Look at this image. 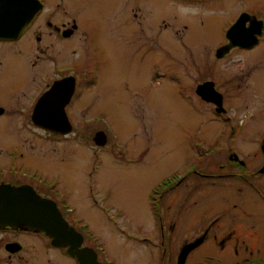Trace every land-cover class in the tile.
Masks as SVG:
<instances>
[{"label": "flooded vegetation", "instance_id": "obj_1", "mask_svg": "<svg viewBox=\"0 0 264 264\" xmlns=\"http://www.w3.org/2000/svg\"><path fill=\"white\" fill-rule=\"evenodd\" d=\"M214 4L228 6L233 14L224 42L215 50L216 62L199 71L201 67L194 66L198 69L193 70L186 61L178 72L186 79L192 75L196 82L189 91L187 83L180 87L182 100L188 102L187 111H204L210 116L205 120L215 125L205 129L206 133L197 129L198 135L182 146L180 166L141 191L150 226H145L144 219L141 226L138 208L132 205L130 212L119 204L106 189L104 178L96 177L101 167L113 164L97 154L104 146L96 145L95 155L78 158L79 167L85 168L78 178L66 176V160L75 157L68 152L66 156L65 149L50 162L28 156V135L37 142L58 146L68 141L76 127L87 130L85 119L91 100L80 98L104 95L109 86L104 76L122 65L126 51L148 56L156 45L167 51L168 45L156 40L155 29L173 33L181 26L174 35L182 41L190 30L181 19L182 11L189 9L198 18L203 10L197 9ZM161 6L163 16L156 15ZM237 23L239 33L229 38ZM232 43L228 53L217 57L219 49ZM181 45L188 49L186 42ZM101 48L106 60L114 61L113 69L104 65L100 71L97 54ZM256 52L259 61L255 65H262L264 71V7H252L246 0H0V93L10 95L9 103L0 101V190L29 186L55 202L63 222L74 230L78 251L87 264H139V258L134 261L129 252L140 243L148 249L144 264H264V135L260 139L248 136L264 132V90L259 95L246 94L257 84L264 89V72L253 68L246 75L244 91L233 92V74L243 66L247 68V60L251 62L249 58ZM242 53L247 60H236ZM224 60L226 66L220 67ZM169 64L159 67L158 72L170 79L177 71L172 62ZM150 72L149 85L153 87L155 63ZM251 73L257 76L252 88ZM228 74L225 88L221 78ZM57 82L65 88L74 84L73 96L65 106L73 127L68 135L46 130L34 120L39 110L59 114L55 100L43 102ZM209 82L219 94L215 96L217 102L197 93ZM117 84H113L112 92L116 93ZM6 140L11 143L5 145ZM112 147L121 158L119 165L151 168L152 146L148 142L133 150L122 141ZM201 181L216 187L212 203L197 202ZM141 228L147 229L149 239H139ZM186 249L182 262L180 257ZM0 264L81 261L69 245L56 243L45 232L0 221Z\"/></svg>", "mask_w": 264, "mask_h": 264}, {"label": "rangeland", "instance_id": "obj_2", "mask_svg": "<svg viewBox=\"0 0 264 264\" xmlns=\"http://www.w3.org/2000/svg\"><path fill=\"white\" fill-rule=\"evenodd\" d=\"M246 2L252 7H264V0H246ZM197 10H203L198 18L194 17L191 12L189 13V9L181 13V19L190 28L187 34L183 36L182 41L176 39L174 35L181 26L173 29V33L168 31L160 33L156 28V40L163 41L164 45H168V50L163 51V48L159 49L156 45L154 52L148 56L141 51H126L122 65L117 66L116 70L113 69L114 66L112 65L114 61L109 63L105 58V50H109L108 47L101 43V46L106 47V49L103 51V48H101L97 54L100 71L103 72L104 65L113 70L104 76L109 80L108 90H104V95H84L80 98L86 100L90 98L91 100L87 119H85L87 130H80L79 127H76L74 132L67 138L68 141L60 143L58 146L37 142L35 138L28 135V156L42 158L46 162H50L52 161L51 158L64 154L63 150L65 149L66 156L69 153L70 156L75 157L66 160L68 163L65 165L64 171L67 173V178L82 177L85 168L79 167L78 158L84 157V155H95V135L100 130L105 131L108 137L107 145L103 149L97 150V154L105 157L113 164L110 165L109 163V165L101 167L96 177L104 178L106 189L108 188L113 193V199L118 198L119 204L129 208L130 212L133 210L132 205L138 208L141 226L143 225V219L145 226H150L141 191L149 188L154 183L157 184L180 166L178 157L182 154V146L187 140H192L195 133L198 135L197 129L203 128V133H206L205 129L215 125L205 120L210 116L207 117L204 111L202 112L196 108L187 111L186 103L188 102L182 100L183 98L179 93L181 92L180 87L183 86L182 84L187 83L189 91L191 84L194 85L196 82L192 80V75L187 79L180 77L178 71L181 69L180 65L186 63V61L189 62L188 65L190 68L192 66L193 70L196 68L194 66L201 67L199 71L203 69V66L216 62L215 50L220 43L224 42V32L229 25V21L233 18V14L228 6L218 4L210 5L208 9L199 8ZM163 12L161 6L156 15H162ZM184 21L178 22L184 24ZM182 42H186L187 50H185V46L181 45ZM244 55V53L237 55L235 59L239 61L247 60L246 55ZM251 55L254 56L249 58L251 62L247 60L248 67L243 66L240 72L233 74L235 76L233 78L235 81L233 92L241 93L244 91L246 75H249L253 68H258L264 72L262 65H255L259 61L258 52ZM251 55H247V57ZM169 62H172L173 69L177 71L173 73L172 77L170 76V79L169 76L167 78L161 72H158L159 67L171 65ZM154 63L157 66V72L152 87L149 85V77L152 75L150 68ZM225 66L226 61L224 60L221 62L220 67ZM188 72L192 73V70ZM229 75L225 76L224 79L221 78L225 88L228 87ZM197 76L199 75L196 74ZM256 77L252 76L251 73V88L256 82L254 79ZM115 83H118L115 85L117 88L116 93L112 92V86ZM251 90H248L246 94L259 95L264 89L261 84H257L256 88H253V91ZM0 101L9 103L10 95L0 93ZM189 106H191L190 103ZM202 109L203 107H201ZM263 135L264 132L256 136L254 134L252 136L250 133L248 136L250 139H260ZM31 140L34 141L31 142ZM116 141L126 143L131 150L140 147L144 142H148L152 146L151 168L142 170L136 166L131 169L126 164L119 165L120 156L116 154L117 151L112 152V146ZM10 143L9 140L5 141V145ZM94 166L95 162L92 161L90 164L91 171H93ZM201 182L200 190L196 193L198 196L197 202L212 203L216 187L211 185L210 182ZM137 190L140 191L139 195L136 194ZM252 201L256 202L254 196ZM145 238L149 239L150 236L147 229L141 228L139 239L143 241ZM124 244L126 243L124 242ZM131 244L128 243L129 246ZM133 248L129 252L132 259L135 261L136 258H139V264H144L148 259V249L144 247L143 243L139 244V248Z\"/></svg>", "mask_w": 264, "mask_h": 264}, {"label": "water", "instance_id": "obj_3", "mask_svg": "<svg viewBox=\"0 0 264 264\" xmlns=\"http://www.w3.org/2000/svg\"><path fill=\"white\" fill-rule=\"evenodd\" d=\"M240 23H237L228 33V37L238 34ZM227 45L217 52V57L221 58L229 52L234 46ZM64 83V82H63ZM74 92V84L70 88H65L62 82H57L53 88L44 96L43 102L46 103L52 99L55 104L58 103L59 114H51L44 109L43 113L35 112V122L56 134L68 135L72 133L73 127L69 122L65 112V106L70 102ZM198 95L207 101H216V95H219L213 87V83H206L197 90ZM57 102V103H56ZM41 105H44L43 103ZM40 105V106H41ZM46 108V106H45ZM221 112V109H218ZM94 141L97 146L107 144V136L104 132L96 134ZM0 221L5 224L19 225L25 229H34L47 233L56 243L70 246L72 253L79 256L81 264H87L85 258L78 251L79 242L74 240V231L65 222L55 202L42 198L32 187H8L7 191L0 190ZM198 244V243H197ZM195 245V244H194ZM193 245V246H194ZM189 249L183 251L180 260L183 262Z\"/></svg>", "mask_w": 264, "mask_h": 264}]
</instances>
